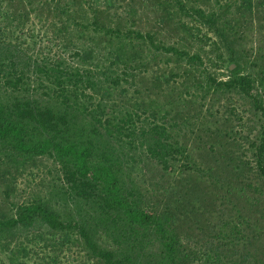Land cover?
<instances>
[{
	"label": "trees",
	"instance_id": "1",
	"mask_svg": "<svg viewBox=\"0 0 264 264\" xmlns=\"http://www.w3.org/2000/svg\"><path fill=\"white\" fill-rule=\"evenodd\" d=\"M4 1L0 264H264V256L236 257L248 243L246 210L264 205L262 186L249 180L264 181V0H146L172 43L159 30L134 28L140 8L128 2L110 26L99 22L92 0ZM32 13L47 25L46 38L60 43L53 57L7 41L9 26L21 28ZM210 32L214 58L230 61L225 72L194 44ZM177 79L180 88L168 92ZM209 91L217 101L238 95L259 117L248 147L257 169L235 159L234 142H222L233 129L224 126L220 140L210 141L218 120L211 107L204 115L203 103L194 107ZM227 112L242 124L233 106ZM198 131L207 135L198 148L216 153L201 154L199 164L188 152V133L202 139ZM184 171L203 184H183ZM19 177L28 190L22 199L12 185ZM206 183L210 197L200 194ZM214 216L212 238L221 244L201 245L204 234L191 232Z\"/></svg>",
	"mask_w": 264,
	"mask_h": 264
},
{
	"label": "rangeland",
	"instance_id": "2",
	"mask_svg": "<svg viewBox=\"0 0 264 264\" xmlns=\"http://www.w3.org/2000/svg\"><path fill=\"white\" fill-rule=\"evenodd\" d=\"M3 1L4 0H2V2ZM135 1L136 0H132V1L131 0H92V1H90V3L93 7H98V9L102 10V13L99 16V19H100L99 22H102L105 25L116 26V24L118 22L117 17L122 14L125 7L128 8V5H127V2H128V3H130V5H133L137 8H140L139 13L136 16V19L133 21V24L131 21V25L134 28L141 26L145 30H148V29L153 30V31L159 30L158 23H156L153 20L155 14L151 11V6L146 2V0H145V2L143 0H137V1H140V3H137V4H135ZM2 8L3 7L0 6V24L1 25H3L4 19H5L4 14H3V13H5V11ZM108 14H110V15H108ZM187 19H189V17H187ZM43 23H44V21L38 22L37 19H35V17H34V13H32L30 15L29 19L24 23V26H22L21 28L15 27L16 26L15 24L12 26H9L12 29L15 28V30H13L12 33H9V34L7 33V37H9V38H7V41L13 42L16 45V49H21L28 54L37 53L39 55H42L43 58L53 57L55 55L56 51L60 52V49H59L60 43L56 40H53V39L51 40L48 37L46 38V34H47V31L49 29H48L47 25H42ZM124 23H126V24H124ZM129 23L130 22H125L124 19L121 20V26L122 27L128 26ZM201 29H204V26H201ZM162 31L159 30V32H161V35L159 34L161 36L160 38L165 43H172L173 40L170 39V35L168 36L165 33H162ZM30 33L33 34L34 36L30 37L29 36ZM255 33H252V35H250V37L247 38V41L249 43L251 42L252 39H254V37H256L255 35L258 36L260 34L258 31L256 34ZM48 34H49V32H48ZM199 34H202V32ZM262 34H263V32H262ZM262 34H261V38L263 37ZM209 35L212 36L211 39H205L204 37L203 38H201V37L196 38L195 37L193 41H194V44H197L199 46H203V48L206 51H209L208 58H214L216 53L211 52L210 49L214 48L213 42H215V40H214V37H213L211 32L209 33ZM198 36H200V35H198ZM17 37H19V38H17ZM101 38H102V36H101ZM16 43L21 44V47L20 46L18 47V45ZM17 63H18V66L21 68L22 65L19 62H17ZM220 63H221L220 60L214 58L213 59V65H214L213 68H215V70L218 72H220V71L225 72L226 67L230 64V61L226 60L224 63H221V64ZM159 65H161L162 71H163L165 64L163 62H160ZM219 65H221L222 68L220 70H217ZM28 67L29 66H25V67H23V69L26 70ZM154 68H156V67H154ZM157 73L160 74V69L157 70ZM164 79H165V77L163 78V80ZM169 82H170V84L165 85L166 90L168 92L171 90H177L180 88V82H181L180 79H177L175 81L170 80ZM202 94L203 93L198 94L197 101H196L194 107L199 108L198 105H200V103H203L201 115H204L206 113V109L211 107L210 111L212 110L214 112L213 120L214 121L218 120L217 127H220V129H218L217 132H211L210 141L217 140V138L220 140V136L224 134V131L222 130V128H224V126L225 127L227 126L226 130L228 128L233 129L232 134H231L233 136V139H231L230 137H226L224 135L225 137L221 138L222 142L225 143L226 147H228V148L230 147L231 143L234 142L231 153L236 155L235 159L238 157V159H240L242 162H247V165H246L247 168L253 167L254 169H257L255 160L252 156L253 153L250 151V148H248V147H249V141L251 139H253L255 134L258 132L260 119L257 115L252 114L253 110L250 106V103L243 101L238 95H233V94H229L231 99H227L226 98L227 96H221L218 101L216 100V97H213L214 94L212 93V91H209V93L206 96V99H202V97H201ZM182 96L186 97L187 99L191 98L190 94L183 93ZM211 97L214 98L213 101L215 103H211V100H210ZM124 99H126V98H124ZM229 105L233 106L235 108L236 112L244 117L242 124H241V120H237L233 115L228 116L227 107ZM191 108H193V107H191ZM215 110H217V112H215ZM194 122L196 124H198V126H200V124H201L200 120L196 121V119H195ZM235 130L238 133L235 134L234 133ZM205 133L198 131V134L202 135V139H200V137L197 136V133H195V132L194 133H188V136H190L189 142L191 143V146L189 147L190 149L188 152L190 154H192V156L195 159V161L197 162V164H199V162H200L201 154H213L214 153L213 151L203 152L197 146L198 144L203 143V142H205V140H207V135ZM208 133H210V132L208 131ZM225 150H227V149H225ZM214 154H216V153H214ZM219 166H220V162L214 163V167H216L217 170L219 169ZM43 168L44 167H40L38 174H43ZM219 172H221V170H219ZM33 173H35V172L33 171ZM208 173L211 174L212 172L208 171ZM45 175H47V174L45 173ZM29 176H31V175L29 174L28 177ZM182 176H183V177H181L182 182L185 185H186V183H189V184L192 183V185H193L194 182L203 184L202 179L199 182L196 181V179L192 180L190 175H188L187 171H184V174ZM250 176L252 178V179H249V180H251L250 182L253 185L260 184V186H262L261 188H263V192H264V181H259L258 178H254V174H251ZM34 177H37V176H34ZM25 183H26L25 177H19L15 182H12V185H14L17 188V194L20 195L21 199L23 197H28V193H27L28 190L25 189ZM21 190H26V192H22ZM211 192H213V189H212L210 183H206L204 186V190L200 194L205 195L207 197H210ZM263 202H264V200L261 203H263ZM263 206L261 204H258V205L253 206L251 210H249V209L246 210L245 214H246V218L248 220L249 226H248V230H246L247 235H246L245 239L248 238V243L247 244H242V243L239 244V252L236 254V257L238 256L239 253H246V252H248L250 254H254V255L264 256V211H263ZM216 222H217V217H215V216L214 217H208L207 221L202 224L203 231L198 229L196 231H192L191 234L198 233L199 236H202L204 234L205 237L203 236V239H200L201 245H203L204 243H209L212 240L214 243H220L217 239L212 238V236L215 234L213 232V227H215ZM217 229H218V227H217ZM252 234H255V236H252ZM223 241H226V239H224ZM219 250L220 251L228 250L229 252L233 251L230 245H223V246L221 245ZM232 255H234V254L232 253ZM5 260H6L5 252H2L0 250V262L5 261ZM34 263H36V262H34Z\"/></svg>",
	"mask_w": 264,
	"mask_h": 264
}]
</instances>
